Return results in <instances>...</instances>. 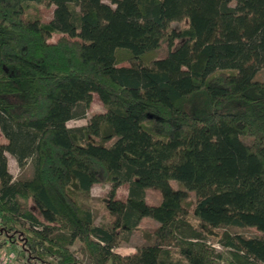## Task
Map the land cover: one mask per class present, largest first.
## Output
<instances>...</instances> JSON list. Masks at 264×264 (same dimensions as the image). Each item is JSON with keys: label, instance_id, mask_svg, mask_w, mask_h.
<instances>
[{"label": "trees", "instance_id": "16d2710c", "mask_svg": "<svg viewBox=\"0 0 264 264\" xmlns=\"http://www.w3.org/2000/svg\"><path fill=\"white\" fill-rule=\"evenodd\" d=\"M261 68L264 0H0V249L19 244L27 264H76V240L91 264H264ZM93 93L104 111L67 126ZM6 153L33 175L14 180ZM94 184L109 185L106 224L85 205ZM145 216L149 243L115 252Z\"/></svg>", "mask_w": 264, "mask_h": 264}, {"label": "rangeland", "instance_id": "374dc122", "mask_svg": "<svg viewBox=\"0 0 264 264\" xmlns=\"http://www.w3.org/2000/svg\"><path fill=\"white\" fill-rule=\"evenodd\" d=\"M53 9L54 6L50 5L45 8H42V18L45 22L49 21L52 18L53 15ZM187 22V19L183 20V24ZM173 26L177 27L181 23L180 22H175L172 23ZM62 34H57L55 33L52 36V41L57 39L59 36ZM181 43V40H176L174 42L173 48L178 46ZM168 52V46L166 40L161 41V45L158 49V54L157 58H161L165 56ZM255 80L258 81H263L264 82V68H261L255 75L254 77ZM104 111V107L102 102L100 101L98 95L96 93L92 94V100L90 103L89 108L86 110V114L84 118L80 119H73L67 122V126L69 127H76V126H82L85 125L90 117L94 113H100ZM91 141L93 142H99V139L97 138H92ZM0 143H7V140L5 137L2 135L0 132ZM110 143H106L105 145H110ZM7 156V161H8V169L10 173L12 174L14 180L20 179V178H29L33 175L34 173V165L31 161H28V163L25 165L24 168L20 169L14 160V158L6 153ZM171 186L174 189H177L181 187V185L174 180L170 181ZM109 190V185L108 184H94L90 191H89V196L86 199V206L90 207L92 212L95 215V224L100 225V224H106L108 222V218L106 216L105 212V207H104V199L107 196V192ZM127 190L128 186L127 184H123L117 188L116 191V197L125 200L127 196ZM145 195H146V203L149 205L157 204L160 200L159 198V190L158 188L151 187L147 188L145 190ZM192 195V194H191ZM157 225V223L151 219L149 216H145L140 224L139 228L133 232L127 240L125 241H120L118 246L115 247L113 250L121 255H132L137 250L145 245H147L148 239L145 237L146 232L149 234L150 231L153 230V228ZM230 232H241L243 234H248V235H253V234H258L255 228H247L244 230L240 229H235L231 228ZM213 246L215 248V251L223 256L228 255V249L226 247H223L222 245L218 243H213ZM7 253H10L13 255V264H27L25 261V255L22 252L19 244H15L14 246L10 248H6ZM71 251L73 252L74 256L77 258L78 262L76 264H91L87 255L85 254L82 245L79 241H74V243L70 246ZM47 264H55V261L52 259L47 260Z\"/></svg>", "mask_w": 264, "mask_h": 264}, {"label": "built area", "instance_id": "2783aa9c", "mask_svg": "<svg viewBox=\"0 0 264 264\" xmlns=\"http://www.w3.org/2000/svg\"><path fill=\"white\" fill-rule=\"evenodd\" d=\"M6 250V248L0 249V264H13V255Z\"/></svg>", "mask_w": 264, "mask_h": 264}, {"label": "crops", "instance_id": "0c3cea01", "mask_svg": "<svg viewBox=\"0 0 264 264\" xmlns=\"http://www.w3.org/2000/svg\"><path fill=\"white\" fill-rule=\"evenodd\" d=\"M1 144H6V143H1ZM8 159V158H7ZM10 172V171H9Z\"/></svg>", "mask_w": 264, "mask_h": 264}]
</instances>
